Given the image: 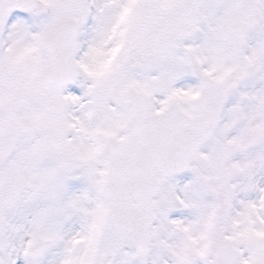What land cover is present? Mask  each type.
Wrapping results in <instances>:
<instances>
[{"label": "snow or ice", "instance_id": "1", "mask_svg": "<svg viewBox=\"0 0 264 264\" xmlns=\"http://www.w3.org/2000/svg\"><path fill=\"white\" fill-rule=\"evenodd\" d=\"M0 264H264V0H0Z\"/></svg>", "mask_w": 264, "mask_h": 264}]
</instances>
